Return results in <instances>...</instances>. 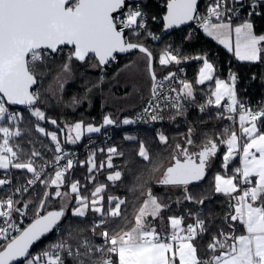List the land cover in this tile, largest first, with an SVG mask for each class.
<instances>
[{
    "label": "snow or ice",
    "instance_id": "6c2138e0",
    "mask_svg": "<svg viewBox=\"0 0 264 264\" xmlns=\"http://www.w3.org/2000/svg\"><path fill=\"white\" fill-rule=\"evenodd\" d=\"M229 2L230 0H213L206 8L207 14L201 17L198 13V0H167V14L163 17L165 26L171 28L200 19L203 30L230 51L233 50L231 37L234 31L235 55L240 60H264V34H256L250 20L233 28L230 14L236 11V4L243 6V0H231L232 6H229ZM258 6H264V0H250L252 11L249 16L257 14ZM213 18L216 22H213ZM144 21V12L139 7L130 8L126 0H0V122L12 121L15 126L23 119L22 114L9 111L10 105H27L32 109L31 115L37 120L47 119L45 112L36 107L41 100V91L33 89V86L44 82V78L52 72L49 62L52 61L53 66L55 65L53 54L64 53L65 48L70 49L66 53V59L52 77L59 90L63 89L64 83L71 76L73 60L84 62L95 57L96 64L93 66H103L114 61L117 53L138 50L144 54L153 83L151 96L137 119L162 120L160 113L166 107L174 108L180 114L185 107L184 102L195 99L192 83L180 81L182 88L179 92L175 88L170 89V92L176 93L175 97L164 93L163 81H157V73L152 69V51L141 43L132 42L125 35V29H129L132 36L138 37L139 30L146 28ZM153 39L159 37L153 36ZM196 59H203V67L199 69L196 83L212 81L215 71L213 64L207 58ZM158 61L160 65L166 66L172 62L179 64L181 59L172 51L165 50L158 56ZM174 77L175 73H170L164 79L171 80ZM236 79V75L232 73L229 74V81L215 79V88L211 92L214 100L210 97L207 104L220 106L221 101L227 97V112L237 114L239 118V132L225 128L227 138L221 142L227 145V152L223 155V168H228L236 154H242V167L235 168L232 175L217 174L214 187L217 193L230 197L239 193L235 195V204L232 205L234 214L226 219L238 221L245 228L246 234H236L233 231L229 236L221 232L224 239L214 236L207 245L209 254L202 256L198 245L193 241L206 231V222L197 218L194 223L182 227L183 216H170L168 220L171 234H162L152 226L148 217H159L161 211L168 206L159 203L149 189L147 198L135 216L134 226L127 231L110 235L104 226L109 218L122 217L121 206L126 201L119 197H108V205L105 207V198L101 193L106 191V185L95 187L89 198L81 195L78 180H69L66 184V173L73 168L72 159H67L63 167L57 168L54 176L42 179L46 165L41 164L38 170L33 158L21 160L19 146L10 143L14 137L21 136L20 129L17 127L13 130V127L0 123V134H3L0 142V169L26 170L32 174L27 185L40 182L45 187L37 204L38 214L27 227H21L13 219V214H24L23 210L28 208V203L22 209L16 207L17 202L12 196L0 199V239L4 241L0 244V264H16L21 260L23 264H66V258H71L73 264H264V106L253 110L239 100ZM47 91H54L52 85H49ZM73 103L79 101L73 98ZM203 110L202 105L201 111ZM221 116L223 117V113ZM228 119L235 120L236 116L229 115ZM48 122L59 127L56 119ZM136 122L132 119L122 121L125 125ZM115 123L110 116H105L100 126L85 124L82 120L75 122L67 126V142L75 144L85 131L99 133L102 127ZM36 128L38 132L51 138L55 153L58 154L54 156V162L59 165L67 153L62 148L57 133L46 132L39 124ZM191 135L190 128L185 137L187 146H194ZM157 136L160 144H168L169 137L163 132H159ZM126 139L132 140L135 137L128 136ZM187 146L179 143L175 145L178 155L173 157V162L161 174L158 183L184 186L187 192V185L204 178L210 158L217 154V142L207 140L199 146L202 150L198 152H190ZM107 151L122 155L115 147H110ZM39 156V152H32V157ZM138 156L145 161L150 160L149 150L143 142L139 145ZM179 156H183V159ZM93 161L94 154L88 161L81 163H88V170L91 172L97 167ZM107 166L113 167L111 155ZM99 167L103 168L104 165ZM121 178V171H114L107 176V180L112 182ZM7 184H11L10 179H0V186ZM49 187L55 190L49 192ZM65 187L68 190L62 191ZM27 190V187H23V191ZM21 191V188L15 190L16 193ZM70 194H75L76 207L71 209L73 217L83 218L89 211L99 215V220L92 222L91 232L97 235L96 229L103 228L98 233L103 242L94 244L84 239L74 248L67 240H61L40 254L33 255L30 252L33 245L59 227L66 217L67 204L72 199ZM52 197L64 201L60 210L40 215L39 212H43L47 201ZM185 199L193 201L194 197L186 194ZM196 202L203 204L204 201ZM13 232L17 234L12 235Z\"/></svg>",
    "mask_w": 264,
    "mask_h": 264
},
{
    "label": "trees",
    "instance_id": "16d2710c",
    "mask_svg": "<svg viewBox=\"0 0 264 264\" xmlns=\"http://www.w3.org/2000/svg\"><path fill=\"white\" fill-rule=\"evenodd\" d=\"M137 1L142 3L143 10L147 13L148 27L152 31L158 32L159 35L162 34V37L160 38L157 35L155 37H159V39H153L146 32L145 35L141 33L143 32L142 30H139L142 35L136 37L132 36L129 32L130 39L133 42L146 45L152 51L154 56V71L157 73V77H160L167 74L174 65L173 62L166 66L160 65L158 56L165 51V46L169 51L178 52L184 44L185 37L189 33L190 23L175 27L170 31H165L163 17L167 12V0ZM210 1L198 0V12L205 13ZM256 13L249 16L247 11H245L243 14L233 16L231 22L241 24L246 20H250L254 24L255 32L257 34H264V6H258ZM165 43L167 45L163 48ZM126 55H118L117 63L113 61L106 66L94 67L93 65L96 64L95 57H91V59L84 62L73 60L72 77L64 83L62 90L52 94L47 89L53 82V75H55L61 63L66 59V53L56 55L52 59L55 65L53 66L52 61L49 62V67L52 68V72L44 78L42 84L35 87V89L38 88L41 91V100L37 103L36 107H40L45 112L47 119L37 120L36 117L31 115V109L29 107L20 108L23 119L19 121L18 128L22 134L19 137H14L11 143L13 146H19L21 160L33 158L35 160V166L38 168L45 161H52L54 159V143L49 136L37 131V124L43 126L46 132L56 131L60 141L67 147L81 146L90 136L98 135V133L87 135L75 144H72L64 140L61 135V129L65 123H73L78 120L84 121L85 124L92 123L99 125L101 123L102 125L104 116H101L100 113L102 109L99 105V100L104 96V90L110 86L111 75L115 68L120 66L123 61L122 57ZM203 56L209 59L216 67L215 76L227 77L230 73L236 75V91L239 100L245 104L264 105V60L257 62L240 61L233 52L207 35L203 29L193 32L190 35L180 55V64L183 68L181 72L182 81L192 83L196 100L204 101L207 96H211V88L214 85V80L201 85L196 83L199 69L203 63V59H196V57ZM142 59L144 60L143 57ZM143 64L149 72L147 62ZM150 82L151 84H148L146 88L141 84V88L137 94H132L129 98L135 99L134 101L137 99H147L151 95V86L153 83L151 76ZM180 87L182 88L181 84ZM90 95L95 99L92 102H88L87 100L90 99ZM73 98H76L79 103L74 104ZM10 106L16 107L14 105ZM138 110L137 108L131 107L127 112L117 114V117L111 115V117L118 123L122 116L133 114ZM50 119H56L59 127L49 123L48 121ZM113 128H115L113 125L105 127V129ZM190 128L192 129L191 138L194 141V146L184 145L189 148L190 152L202 150L199 146L210 139L217 142L218 151L215 157L210 158L208 173L205 178L200 182H193L187 185L186 192L184 186L163 185L158 183V180L161 179V174L170 165V159L177 153L175 145L180 142H185V137ZM225 128L232 131H239L236 123L233 124L225 116L222 117L221 115L215 114L212 109L199 111L195 106L185 105L180 114H177L176 109H168L163 113L162 120L151 121L149 118L139 127L117 131L109 141V145L108 143L98 145L95 153L92 150L82 153L79 160L70 170L66 178V184L69 180H78L81 186V195L88 196L89 198H91V193L95 187L100 184L106 185V191L101 193L105 198L103 201L105 207L108 205V197H119L126 201L121 206L122 217L116 219L109 218V222L104 226L108 229L110 235L115 234V232L127 231L134 226L135 216L138 213V209L143 205L144 199L147 198L146 194L149 189L151 192L152 190L154 193L158 192L160 196L159 202L162 205L168 206L161 211L159 217L151 218L150 220L152 226L157 231H161L162 234L170 233L171 227L168 217L183 216V225L187 226L192 221V214L201 207L202 210H200L199 214L200 217L204 215L201 218L206 222V231L193 242L198 245L199 253L202 256H207L209 254L207 245L212 242L214 236L223 240L224 236L221 235V232L231 236L233 231L238 234L239 232L242 233L244 229L238 221L226 219L230 214H234L232 205L235 204V194L230 197L223 193H217L214 187V174L223 172L226 175H232L234 174V169L239 167V159L236 156L229 162L227 169L223 168V155L227 152V145L221 141L227 138L224 133ZM159 132H163L169 137L167 145L160 144L157 136ZM128 136L135 137V139H126ZM141 142L149 150V161H145L138 156V149ZM110 147H115L119 150L118 152L122 153V155H112V168L107 166L108 158L111 155L107 150ZM101 149L103 151H100ZM33 151L39 152L40 156L32 157ZM93 154L94 163L97 167L89 172L90 165L88 163L82 164L81 162L88 161L89 157H92ZM101 164L104 165L103 168L99 167ZM120 170L122 172L121 180L116 182L107 180L109 174ZM6 171L13 173L15 185L18 186L32 176L26 170L14 168L8 170L0 169V176L4 175ZM148 184H150V187ZM38 189V195L29 197V201L26 202L28 203V208L25 210L30 216L28 223L36 218L38 214L37 204L45 191L42 183L39 184ZM64 189L68 190L67 187ZM54 190V188L50 187L47 189L49 192H53ZM158 194L157 196L156 194L153 195L158 199ZM186 194H191L194 200H186ZM0 195H4V193L0 191ZM199 200H203V204L196 202ZM72 201L67 206L66 217L61 221L60 226L36 244L31 252L33 255L40 254L61 240H67L72 245H78L84 239H88L94 244L103 242L102 237L98 235L103 228L96 229L97 235H93L91 232L92 222L94 220L98 221L100 218L99 215L89 211L87 216L83 218L73 217L71 215V209L76 207L75 194H72ZM60 206L57 204V198L52 197L47 201L43 212H39V214H43L51 208ZM194 206H196L195 209ZM219 207L221 208L219 209ZM69 233H71L70 236ZM66 264H73L71 258L66 259Z\"/></svg>",
    "mask_w": 264,
    "mask_h": 264
},
{
    "label": "built area",
    "instance_id": "2783aa9c",
    "mask_svg": "<svg viewBox=\"0 0 264 264\" xmlns=\"http://www.w3.org/2000/svg\"><path fill=\"white\" fill-rule=\"evenodd\" d=\"M211 3H213V0H211L209 4H211ZM127 4H128V6L130 8L139 7L145 14V22L147 21V13H146V11L143 10V5H142V3L140 1H137V0L129 1ZM229 6H232L231 5V0L229 2ZM235 8H236V11L234 13H231L230 14L231 16H238L240 14H243L245 11H247V13L249 14V12L252 11V8L250 7V0H243V6L241 7L240 4H236ZM198 13H199V15L201 17L207 14L206 12L205 13L198 12ZM200 25H201V20L200 19H195V20H192L190 22L189 33L187 34V36L184 39V44L181 47L180 53H181L184 45L188 41L190 35L193 32H197L198 30L203 29ZM146 29L149 30V32L151 34V37L159 35L158 32L152 31L147 26H146ZM125 30L130 31L129 29H125ZM69 50L70 49L65 48L64 52L67 53ZM54 56H56V54H53V57ZM178 58H180V54L178 55ZM114 61H115V63H117V61H118L117 56H116V59ZM111 62H113V61H111ZM180 63L176 64V63L173 62L174 66L167 74L162 75L160 77H157V81L158 82L159 81H163V89H162V91L164 93L170 94L173 97L176 96V93L170 92V89L175 88L177 90V92H179L181 90L180 81H182V78H181L182 66H181ZM170 73H175V77L172 78L171 80H165L164 77L168 76ZM150 96H148V98L145 100V102L143 103V105L141 106V108L138 111H136L133 114H126V115L122 116L121 120L118 123L113 124V126L115 128H113V129L102 128L103 130H101L98 133V135L90 136L89 139L83 145L75 146V147H67L63 142H61L62 148L67 153V155H65V158L59 162V165L55 164L54 159L52 161H45L44 163H42V164L46 165V167L44 169V173L45 174L42 176V179H48L49 175L54 176V171L57 168H59V167H63L65 165L67 159H72L73 160V165H74L79 160V158H80L82 153H84L86 151H89V150H92L93 153H95L96 147L98 145H100V144L108 143L111 140V138L113 137L115 132L123 130V129L136 128V127H139L140 125H142L149 118L138 120L137 117L140 116V114L142 113L143 108L147 105V101L150 98ZM210 97L211 96H207L204 101H198V100L194 99V100H190V101H185L184 103H185V105L195 106L197 108V110H199V111H201V106L203 105L204 106V110L212 109V110H214L215 114H217V115H221V113H223V116H225L227 119H228L229 115H235L236 116L235 120H231V119H228V120L231 123H233V124L236 123L238 125V129H239V118H238V115L237 114H230L226 110V105L229 103L227 97L221 102L220 106H216L215 104L208 105L207 104V100ZM245 105L248 108H251L253 110H256L258 107H261L259 105H251V104H245ZM262 106H264V105H262ZM168 109H174V108L166 107V108H164V111L162 113H160V115L163 116V113L166 110H168ZM9 111L10 112L14 111V112H17V113L21 114L20 108H18V107L9 106ZM124 119H132V120H136L137 122L133 123V124L125 125V124L122 123V121ZM7 124H8L7 126L12 127L13 122L12 121H7ZM16 125H17V123L15 124V126ZM54 155H58L57 153H55V150H54ZM38 170H39V167H38ZM69 172H70V170L66 173L65 180H66L67 176L69 175ZM3 178L10 179L11 180V184L0 186V191H2L4 193V195H0V199H5V198H7L9 196H12V198L17 202L16 203V207H19V208L23 209V205L27 201H29V197H35L39 193L38 187H39L40 182H37L35 185H31V186L27 185V181L29 179H32V176L30 178H28L20 186L15 185V179H14L13 173L11 171H6L4 173V175L0 176V179H3ZM23 187H27L28 190L27 191H23ZM16 188H21L22 191L20 193H16L15 192ZM50 188H52V187H50ZM199 210H201V207H200ZM23 211H24V214H21V213H14L13 214V219L21 227H25L28 224V220L30 218V216L27 214L26 210L24 209ZM192 215H193V217H192V221L190 223H194L197 218H200V219L204 220L203 218L200 217L199 211H195ZM15 234H17V233H15V232L12 233V235H15ZM165 235H170V234H165ZM3 243H4V241L2 239H0V244H3ZM101 243L102 242L97 243V244H101ZM76 246L77 245H73L74 248ZM20 264H23V263H20Z\"/></svg>",
    "mask_w": 264,
    "mask_h": 264
},
{
    "label": "rangeland",
    "instance_id": "374dc122",
    "mask_svg": "<svg viewBox=\"0 0 264 264\" xmlns=\"http://www.w3.org/2000/svg\"><path fill=\"white\" fill-rule=\"evenodd\" d=\"M231 17H233V16H231ZM224 19H227V17H225ZM213 22H216L215 18L213 19ZM225 22H227V21H225ZM145 23H146V26L148 27V16H147V21ZM140 30L143 31V32H141L142 34H145V35H146V33L148 35L150 34L149 30H147L146 28L140 29ZM129 32L131 33V30ZM142 34H140V35H142ZM232 35H235L234 31H233ZM150 36L151 35H149V37ZM231 42H232V37H231ZM165 45H167V44L165 43L163 45V48ZM166 48L167 47L165 46V50H167ZM180 50H181V48L178 50V52L175 53L173 51L172 53L174 55H179V54L181 55L182 51L180 53ZM64 53H61V54H64ZM142 57L144 58V54L140 53L139 51L129 53L126 56L122 57L123 61L121 62L120 66L115 68L113 74L111 75L112 79L110 81V86L108 88H106V90H104L105 91L103 93L104 96L99 100V105L101 106V109H102L100 111L101 116H104V117L110 116L111 117V115H113L114 117H117V114H120L122 112H127L131 107H133V104H135L134 103L135 99H130L129 96L132 94L133 95L137 94L138 90L141 88V84H143L145 88L147 87L148 84H151L150 74L146 70V67L143 64L146 62V60L145 59L143 60ZM53 58H55V56ZM109 64H111V63H109ZM126 65H130V67H126ZM71 77H72V74L69 78H71ZM227 78H229V74H228ZM50 85H52V88L54 90L53 92H51L52 94L54 92L60 91L58 89V87L54 84V82H52ZM90 93H91V91H90ZM87 100H88V102H92L95 99L92 98V96L90 95V99H87ZM138 100L139 99H137V101ZM78 121H81V120H78ZM78 121H75V122H78ZM75 122L69 123V124L71 125V124H74ZM2 123L4 124V126L8 125L7 122L6 123L2 122ZM18 123L16 126L12 125L14 130H15V128L18 127ZM100 125H101V123L99 125H95V126H100ZM39 126H41V125H39ZM108 126H110V125H108ZM41 127H43V126H41ZM105 127H107V126H104L103 128H105ZM86 133L87 132L85 131L82 138H84ZM1 135H3V134H1ZM61 135L63 136V138H67L65 127H62ZM10 143H11V141H10ZM179 144L184 146L185 142H180ZM176 151H177V153H175V156L178 155V150H176ZM112 155L113 154H111V156ZM236 156H237V154L235 155V157ZM179 158L182 159V156H179ZM172 162H173V158L170 159L169 163L171 164ZM217 174L226 175L223 172H218V173H216V175ZM216 175L214 174V176H216ZM100 185H102V184H100ZM61 190L65 191L66 189L62 188ZM70 195L72 196V194H70ZM72 202H73L72 199H70L67 206L69 204H71ZM63 203H64V201L61 198H57V204L58 205H61ZM159 203H161V202H159ZM199 209L197 211H199ZM148 220L150 221L151 217H149ZM238 234H242V233L239 232Z\"/></svg>",
    "mask_w": 264,
    "mask_h": 264
},
{
    "label": "crops",
    "instance_id": "0c3cea01",
    "mask_svg": "<svg viewBox=\"0 0 264 264\" xmlns=\"http://www.w3.org/2000/svg\"><path fill=\"white\" fill-rule=\"evenodd\" d=\"M225 21H227V19H225ZM232 23V22H231ZM233 24V28L235 27V26H238L239 24H234V23H232ZM204 31V30H203ZM205 32V31H204ZM206 33V32H205ZM207 34V33H206ZM257 34V33H256ZM208 35V34H207ZM211 38H213L215 41H217L218 43H220L219 42V40L218 39H216V38H214V37H212V36H210ZM221 44V43H220ZM221 45H223L224 47H225V45L224 44H221ZM232 47H233V50L231 51V52H233L234 54H235V35H232ZM227 48V47H226ZM228 49V48H227ZM229 50V49H228ZM236 56V55H235ZM202 58H206V57H202ZM237 58V57H236ZM239 59V58H238ZM208 60V62L209 63H212L209 59H207ZM240 60V59H239ZM240 61H243V60H240ZM249 62H257V61H249ZM213 64V63H212ZM213 66H214V64H213ZM201 67H203V63H202V66ZM214 69H215V71H214V73H213V80H215V79H223V80H225V81H229V78H227V77H217V76H215V74H216V67L214 66ZM198 77H199V74H198ZM198 77H197V79H198ZM210 81H205V83H209ZM204 83V84H205ZM199 85H201V84H199ZM214 88H215V84L212 86V88H211V92L212 91H214ZM194 90V89H193ZM213 98V100H214V97H212ZM226 98V97H225ZM224 98V99H225ZM145 100L146 99H139L138 101L136 100V101H134V103L135 104H133V107L132 108H137V109H140V107L143 105V103L145 102ZM223 101V100H222ZM221 101V102H222ZM2 123V122H1ZM68 125H70L69 123H65V125L63 126V127H65V131H66V135H67V126ZM95 125V124H94ZM103 128V127H102ZM102 130V129H101ZM239 130V129H238ZM54 132H56V131H54ZM239 132V131H238ZM57 133V132H56ZM90 134H94V133H86V135L85 136H87V135H90ZM84 136V137H85ZM64 140L67 142V138H64ZM0 142H2V135L0 134ZM243 142V140H241V143ZM237 156H238V159H239V167H242V154H237ZM239 193H236L235 195H238ZM182 227H186V225H183L182 224ZM168 234H171V230H170V233H168ZM242 234H246V230H245V228L243 229V231H242ZM165 235V234H164Z\"/></svg>",
    "mask_w": 264,
    "mask_h": 264
},
{
    "label": "water",
    "instance_id": "95a60500",
    "mask_svg": "<svg viewBox=\"0 0 264 264\" xmlns=\"http://www.w3.org/2000/svg\"><path fill=\"white\" fill-rule=\"evenodd\" d=\"M129 1H135V0H126V3H128ZM166 14H167V12H166ZM165 14V15H166ZM164 15V16H165ZM191 21H188V22H186V23H184V24H189ZM184 24H181V25H184ZM181 25H179V26H181ZM175 27H178V26H173V27H171V28H167L166 26H165V31H170L171 29H173V28H175ZM125 35H126V37L127 38H129L130 39V35H129V31H127V30H125ZM160 36V38L162 37V34H160L159 35ZM133 42V41H132ZM136 43H139V42H136ZM142 44V43H141ZM144 45V44H143ZM146 46V45H145ZM147 47V46H146ZM148 48V47H147ZM149 49V48H148ZM150 50V49H149ZM135 51H138V50H132V51H130V52H127V53H117L116 54V56H118V55H126V54H129V53H132V52H135ZM151 51V50H150ZM91 55V54H90ZM111 63V62H110ZM106 65H108V64H106ZM106 65H103V66H106ZM152 69L154 70V56H153V61H152ZM37 85H34L33 86V89H35V87H36ZM14 106H16V107H18V108H26V107H29V106H27V105H14ZM195 158V157H194ZM182 159H183V156H182ZM209 165V164H208ZM208 165L206 166V169H205V176H206V174L208 173ZM170 166V165H169ZM205 176H204V178H205ZM203 178V179H204ZM202 179V180H203ZM202 180H200V181H202ZM200 181H197V182H200ZM60 210V207H57V208H51V209H49L48 211H59ZM48 211H46L45 213H43V214H46ZM43 214H40V215H43ZM35 219V218H34ZM33 219V220H34ZM33 220H31L28 224H30V223H32L33 222ZM28 224L25 226V227H27L28 226ZM51 233V232H50ZM50 233H47L44 237H46L47 235H49ZM44 237H42L41 239H43ZM40 241V240H39ZM39 241H37L34 245H33V247L30 249V252H32V250L34 249V247L36 246V244L39 242ZM21 262H23V260H21V261H17L16 262V264H18V263H21Z\"/></svg>",
    "mask_w": 264,
    "mask_h": 264
},
{
    "label": "bare ground",
    "instance_id": "6f19581e",
    "mask_svg": "<svg viewBox=\"0 0 264 264\" xmlns=\"http://www.w3.org/2000/svg\"><path fill=\"white\" fill-rule=\"evenodd\" d=\"M112 143H114V142H112ZM111 143V144H112ZM107 144V143H106ZM117 144V143H116ZM108 145H109V142H108ZM117 147H118V144H117ZM120 149V148H119ZM123 150V149H122ZM119 151V150H118ZM124 151V150H123ZM122 151V152H123ZM128 154V153H127ZM114 155V154H113ZM113 158V157H112ZM107 162V161H106ZM115 162V161H114ZM114 162H113V164H114ZM114 166H115V164H114ZM121 166V165H120ZM115 168H117V167H115ZM121 171V170H120ZM142 178H143V176H142ZM144 180V179H143ZM150 180V179H149ZM147 183H148V181H146ZM145 185V184H144ZM149 185V187H150V184H148ZM145 187V186H144ZM155 188V187H154ZM153 189V188H152ZM146 190V189H145ZM148 192V191H147ZM152 192H153V194H156V196H157V194H158V192L157 193H154V191L152 190ZM156 192V191H155ZM159 194H158V201H159ZM146 198V197H145ZM161 199V198H160ZM145 200V199H144ZM143 202V201H142ZM223 205V204H222ZM221 205V206H222ZM227 205H228V203H227ZM225 207V206H224ZM196 208V206H194V209ZM221 207H219V209H220ZM223 208V207H222ZM229 208V207H228ZM193 210V209H192ZM201 210H202V208H201ZM224 211V210H223ZM192 212V211H191ZM199 212H200V210H199ZM222 212V211H221ZM220 214V213H219ZM200 215V214H199ZM202 215V214H201ZM207 215V214H206ZM226 215V214H225ZM193 216V215H192ZM201 217H204V215H202ZM210 217V216H209ZM224 239V238H223Z\"/></svg>",
    "mask_w": 264,
    "mask_h": 264
}]
</instances>
